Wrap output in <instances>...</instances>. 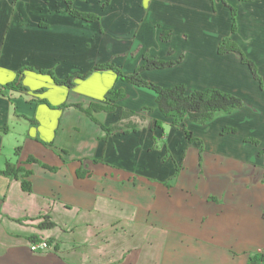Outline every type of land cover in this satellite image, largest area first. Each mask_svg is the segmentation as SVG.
<instances>
[{
  "label": "crops",
  "instance_id": "obj_1",
  "mask_svg": "<svg viewBox=\"0 0 264 264\" xmlns=\"http://www.w3.org/2000/svg\"><path fill=\"white\" fill-rule=\"evenodd\" d=\"M103 1L75 0L77 10L99 15L91 22L70 14L65 0H0V85L25 87L0 93V169L24 166L32 187L0 175V264L247 263L264 245V0H226L236 9L235 33L230 8L216 0ZM228 34L257 63L263 87L234 54H218ZM145 52L183 56L169 69L144 71L145 79L224 89L245 106L206 124L186 119L198 145L183 141L181 152L167 146L165 155L159 128L180 126L141 121L142 107L156 106L148 88L112 69L72 87L45 72L64 79L112 60L130 73ZM114 86L126 92L115 111L93 120L75 106ZM122 108L138 114L120 121ZM130 124L136 130L125 132ZM224 126L237 132L221 134ZM45 216L56 226L39 228ZM34 236L52 238L53 247L31 250Z\"/></svg>",
  "mask_w": 264,
  "mask_h": 264
},
{
  "label": "trees",
  "instance_id": "obj_2",
  "mask_svg": "<svg viewBox=\"0 0 264 264\" xmlns=\"http://www.w3.org/2000/svg\"><path fill=\"white\" fill-rule=\"evenodd\" d=\"M83 1V0H81ZM215 1V0H214ZM218 2H221L225 5H227L231 12H232V24H231V32L235 33L237 31V13L236 9L232 7L226 0H216ZM246 1V0H245ZM75 0H65L67 9L70 14L81 18L83 20L87 21H95L99 20V15L91 12H83L80 10H77L74 7ZM110 3V0H104L102 5L108 6ZM172 38L171 31L163 30L160 33V39L163 41L169 42ZM242 47L232 38L231 35H225L217 48V51L219 54H230L234 53L236 54L240 60L243 62L244 65L250 70L253 77L258 81L260 84V87H263L262 83V77L258 72V68L256 66V63L249 59L241 49ZM172 53V50L169 51V54ZM183 56H180L179 59H167L165 57H159V56H151L149 52H146L143 54V61L134 68V70L130 73L123 72L120 67L114 65L113 62H102L97 63L93 66L92 70L89 72H86L81 75H69L64 79H58L53 73V71H45L50 76H52L53 80L58 84H63L68 87H72L74 83L75 78H82L85 77L87 74H90L95 69H112L116 72L117 77L120 78V80L134 84L138 87H146L153 91L155 94V102L156 106H150L145 105L142 107L143 110H146L147 112L152 113V111L156 108L160 111V113L166 118L170 119L171 126L179 127L182 123L186 121V119H189L192 122H195L196 124H206L209 121H213L215 117L219 113H226L231 114L235 110L243 108L245 106V101L243 98L233 92H228L227 90L220 89V88H212L208 87L205 89H191L184 83H176L169 86L158 84L155 82H151V80L145 79L143 77V72L146 70H163V69H169L176 65L178 62L182 60ZM22 71H20L21 73ZM44 72V71H43ZM7 87H12L13 89H25L24 86L15 85L12 83H9ZM126 97L125 90H123L120 87H112L110 90H108L102 98L99 100H91L89 102V105L86 107L82 106L81 104H76L75 106L80 108L83 112H85L91 119L97 120L95 117V113L103 111L106 113H110L115 111L118 107L120 108V102ZM138 113L132 109L122 108L120 113V121H123L125 119L131 118L132 115H137ZM156 124H160L161 121L157 120L155 122ZM161 125V124H160ZM162 126V125H161ZM131 127V129H125V132H130L131 130H136L134 124L128 125V128ZM118 124L113 125L112 127L105 128L106 131L117 129ZM184 135L186 137V140L189 142L194 141L193 133L192 131L184 128L183 129ZM237 128L232 126H224L221 130L222 134H230V133H236ZM156 140V139H155ZM244 142L252 143L258 147L260 145V140L256 139V137H247ZM21 149V147H18L16 149V152ZM170 153V150L166 146V154ZM260 155L264 156V147L261 148ZM164 159H166V156H164ZM32 158L29 159L31 161ZM176 163V161H175ZM16 163H12L8 161L4 168L0 169V175H8L9 177H21V184L25 191H31V183L28 179L31 172L27 169H25L24 166L19 165L16 166ZM199 164H202V157L199 155ZM176 173L174 174L173 178L176 177L179 166L176 163ZM79 174V172H78ZM81 175V174H79ZM56 223L52 221L48 216H45L43 218V221L39 224V228H50L55 227ZM32 241L37 240V238L34 236L31 238ZM50 242H53L52 238H49ZM245 264H264V252H254L251 253L248 259V262Z\"/></svg>",
  "mask_w": 264,
  "mask_h": 264
},
{
  "label": "rangeland",
  "instance_id": "obj_3",
  "mask_svg": "<svg viewBox=\"0 0 264 264\" xmlns=\"http://www.w3.org/2000/svg\"><path fill=\"white\" fill-rule=\"evenodd\" d=\"M232 34V33H231ZM237 42V41H236ZM238 43V42H237ZM239 44V43H238ZM240 45V44H239ZM241 46V45H240ZM242 49V48H241ZM140 51V48L139 47H137L136 48V46H135V48H134V50H133V52H137V51ZM243 50V49H242ZM132 52V53H133ZM218 52V51H217ZM244 52V51H243ZM132 53H131V55H132ZM146 53V52H145ZM219 54V53H218ZM232 54H234V53H232ZM235 56H236V58L238 59V61H240L242 64H243V62L240 60V58L236 55V54H234ZM132 58H135V56H133L132 55ZM249 58V57H248ZM112 59H115L114 57L112 58ZM249 59H251V58H249ZM252 60V59H251ZM112 61V60H111ZM254 61V60H253ZM255 62V61H254ZM256 63V62H255ZM257 64V63H256ZM115 65V64H114ZM243 66H245L246 67V65H244L243 64ZM257 66V65H256ZM258 68V67H257ZM124 72V71H123ZM258 72H259V70H258ZM126 73V72H125ZM128 73V72H127ZM260 74V73H259ZM262 77V76H261ZM84 81V80H83ZM127 83V82H126ZM189 87V86H188ZM190 88V87H189ZM149 89V88H148ZM150 90V89H149ZM150 92L151 93H153V91L152 90H150ZM126 93V92H125ZM142 113L145 115V118L144 119H141V121L143 120V121H145V122H150L151 123V125H152V123L154 124L155 122H157V120H160L161 121V125L162 126H168V124H170L171 123V120L170 119H166L161 113H159V115L158 116H156L157 115V113L156 114H152V117L150 118V114L146 111V110H143L142 111ZM142 118V117H141ZM187 122V121H186ZM156 124V123H155ZM160 124H156L157 126H159ZM160 125V126H161ZM159 126V127H160ZM186 127H188V124L187 123H182L181 124V126L179 127L180 129H182V130H180V129H175V128H173V130H172V128L171 127H169L168 126V128H164V131L166 132V135L164 134V131H161L162 129H160L159 128V133H160V137L161 138H159L158 139V141L161 143V145L162 144H165L166 146H173L174 147V149H175V153H177L178 154V152H181L182 151V149H183V145H182V143L181 142H183V141H185V142H187L188 140H186V137H185V135H184V132H183V129L184 128H186ZM187 129V128H186ZM192 131V130H191ZM192 132H194L193 133V137H194V141H192V142H189V144H194L195 146H197L198 145V139H201V138H199V135L198 134H196L195 133V131H192ZM199 133V132H198ZM222 134V133H221ZM166 136V137H165ZM169 136H170V138H169ZM167 138H169V139H167ZM161 145H159L160 147H161ZM259 248V247H258ZM261 249L259 250V249H257V250H254L253 248V252H256V251H258V252H264V245L262 246V247H260ZM249 251H251V249L249 250Z\"/></svg>",
  "mask_w": 264,
  "mask_h": 264
},
{
  "label": "built area",
  "instance_id": "obj_4",
  "mask_svg": "<svg viewBox=\"0 0 264 264\" xmlns=\"http://www.w3.org/2000/svg\"><path fill=\"white\" fill-rule=\"evenodd\" d=\"M4 86L0 85V93H2L4 91L3 89ZM53 247L52 242L49 241L48 238H42L40 240H35V241H31L30 243V248L33 251H38V252H42V251H47L49 249H51Z\"/></svg>",
  "mask_w": 264,
  "mask_h": 264
}]
</instances>
